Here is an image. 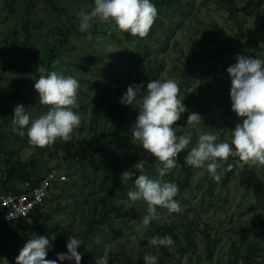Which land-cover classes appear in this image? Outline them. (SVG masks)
I'll return each instance as SVG.
<instances>
[{"label":"rangeland","instance_id":"obj_1","mask_svg":"<svg viewBox=\"0 0 264 264\" xmlns=\"http://www.w3.org/2000/svg\"><path fill=\"white\" fill-rule=\"evenodd\" d=\"M217 1L195 0L193 16L181 20V26L174 32L166 51L160 50L156 40H164L165 30L172 27V13L166 12L164 16H159L166 27L154 22L148 38L153 35L155 39L133 37V42L123 40L121 43L116 41L119 33L113 31L109 34L107 25L93 22L90 29L93 39L88 40L87 33L79 30L78 13L81 10L90 11L94 7V0H43L33 16V27L28 32L29 43L26 44L27 35L23 32L21 15H2L3 6L0 2V96H10L13 108L23 104L30 115V121L48 110V106L39 103V94L34 88L39 76L48 73L40 62L44 58L41 52L45 49L52 27H66L72 23L75 30L70 42L57 57L59 66L53 67L55 70L64 69V75L75 77L80 84L79 107L73 110L81 115L82 122L71 134L72 140L87 141L91 128L95 127L98 131L108 128L113 120V115H110L112 107L117 108L121 104L120 99L130 84L140 83L142 67L158 54L166 61L164 77L178 83V98L182 99L188 109L174 127H186L189 112H196L204 118V124L191 130L190 147L195 145L197 134L202 131L215 133L218 142H227L230 139L229 131L241 122V118L231 108V80L227 68L236 63L237 54L264 59V28L261 26L264 21V0H239L246 31L250 36L244 42H256L255 46L245 48L236 47L234 40L238 39V28L230 21L229 14L218 6ZM142 40L151 45L149 51H146L145 46L137 48ZM109 47L116 52L108 53ZM128 50L132 54L134 52L136 57H131ZM188 68L191 82L185 84L184 73ZM22 77L24 80H21ZM16 82L20 83L18 96L14 94ZM123 106L138 115L134 107ZM93 119H97V122H92ZM60 144L61 140L58 139L46 148L33 147L27 135L20 137L13 132L12 125H3L0 119V180L2 174L5 176L4 151L13 153L14 165L17 166L19 162L27 164L34 178L53 169L68 177L64 183H55L46 206L30 219L31 226L43 227L51 233L26 231L16 240L0 238V264H16L20 250L28 239L35 236L50 239L46 258L56 260L59 253L58 240H68L73 235L79 239L86 223L81 212L89 216L91 204L94 201L99 204L100 199L105 197L97 179L111 158L117 159L121 165L125 160L129 165L137 162V157L133 155L125 157L105 148L94 160L84 164L72 163L64 159ZM228 165L227 161L221 164L217 170L218 180L206 168H195L190 189L179 190L174 197L181 210L169 214L167 210L158 209L161 219L152 221L143 230H138V226L146 214V202L127 199L130 190L114 197V201L122 206L121 214L97 222L98 228L107 233L104 236L96 235L101 252L93 253L89 258L91 264H95L102 256H107L108 263L112 264H116L117 258L129 254L139 259L149 254L164 258L166 247L157 251L147 245L149 238L162 237L156 229L157 225L173 226L175 232L185 240L187 232L192 233L196 247L191 252L192 258L187 261L192 264H230L236 255L234 244L241 247V254L245 256L249 249L239 241L241 236L245 239L249 235L247 239L253 241L256 232L264 231V167L255 168L242 163L233 179L225 186ZM134 172L138 173L135 169ZM144 174L150 179L175 182L178 186L186 176L181 166L172 169L164 177L159 176L156 167H145ZM88 176L94 178L97 185L93 194L88 187ZM210 181L214 183L211 195L208 194ZM14 185L18 190L24 189L19 182ZM106 202L111 203L108 199ZM108 220L112 226L110 231L105 226ZM209 241L213 250L212 263L207 261L206 254ZM166 250L173 256L172 260L182 259L181 250L176 244ZM259 260H264V257Z\"/></svg>","mask_w":264,"mask_h":264},{"label":"clouds","instance_id":"obj_2","mask_svg":"<svg viewBox=\"0 0 264 264\" xmlns=\"http://www.w3.org/2000/svg\"><path fill=\"white\" fill-rule=\"evenodd\" d=\"M158 10L152 0H94L90 11L81 10L78 13L79 30L87 33L86 39L92 40L90 31L93 22L108 26V32L129 33L133 37L144 39L148 36ZM116 52L111 47L108 53ZM236 63L227 68L230 76L231 108L241 118L234 129L230 130L227 142H218V136L209 131L198 132L194 146L192 129L204 124V118L196 112H189L186 127H174L181 115L188 111L178 98L180 89L173 79L151 80L146 85L143 82L130 84L120 99L125 106H132L138 111L135 123L131 127L132 143L142 146L158 161L156 166L160 177L167 175L178 167V155L189 149L185 163L193 168H206L214 179H219L217 170L229 157L238 158L237 163L250 167H264V59L237 54ZM59 60L53 62V67L59 66ZM64 69L52 70L46 75H40L34 88L38 92L39 103L48 106V110L38 118L30 121V115L23 104H17L12 118L13 132L29 138L33 147L46 148L58 139L67 143L72 133L81 122V115L74 111L79 107L78 90L80 84L71 75H64ZM133 168L140 175L135 179L137 190L129 191L127 199L132 202H146V214L142 217L138 230L148 227L152 221H159L161 213L158 209L167 210L169 214L178 213L180 205L174 199L179 192L175 182L162 179H150L144 174V161L140 160ZM131 170L122 173L123 184L132 180ZM82 240L74 235L67 241V253H58L56 260L47 259L50 239L45 236H35L27 240L16 264H57V260H74L81 264L82 254L77 251ZM151 248H172L175 241L171 236H153L148 239ZM144 264H158L156 255H145ZM185 256L182 264H187ZM95 264H108V257L102 256Z\"/></svg>","mask_w":264,"mask_h":264},{"label":"trees","instance_id":"obj_3","mask_svg":"<svg viewBox=\"0 0 264 264\" xmlns=\"http://www.w3.org/2000/svg\"><path fill=\"white\" fill-rule=\"evenodd\" d=\"M43 0H0L3 6L2 15H9L11 17H16L21 15V23L23 25V32L26 33V44L29 43L28 32L30 33L33 16L38 11L39 4ZM218 6H220L224 11L229 14L230 21H232L235 26L238 28V39L234 40V43L237 48H245V47H253L255 46V40L251 42V44H245L244 40L249 36L246 31V21L242 16V11L240 9V1L239 0H218ZM152 3L156 6L158 10L157 18L155 19V23L161 25L162 27H166L165 22L159 17L164 16L166 12L172 13V27L170 29L165 30L164 40H156V42L160 45V50H168L170 45V40L175 31H177L181 26V20H186L193 16V9L195 7V0H152ZM6 13V14H5ZM264 17V16H262ZM264 20V19H262ZM262 28H264V21H262ZM152 29V28H151ZM75 28L74 24H69L66 27H52L50 33L48 34V38L45 43V49L41 52L44 54V58L40 59L42 65L48 70V72L55 70L53 68V62L57 60V57L60 55V51L65 48L69 42L70 38L73 35ZM54 31L52 34L51 32ZM148 36L143 40L155 39L153 35H151L148 39ZM123 40L133 42V36L129 33H123L122 36L119 35V38H116V41H120L123 43ZM140 41L141 44L137 45V48L141 46L144 47L146 51H149L151 45L146 43L145 41ZM119 42V43H120ZM31 45V44H29ZM159 50V51H160ZM128 53L131 54V57H136L135 53L131 50H128ZM166 67V61L164 58L159 57V55H155L153 59H151L147 64L142 67L140 72L141 82L146 85L151 80H161L162 82L167 80L163 72ZM186 77L185 84H189L190 80V69H186L184 73ZM24 80V77L21 78ZM14 94L18 96L20 92V83H14ZM14 114V108L10 103V96H0V119L3 121V125L10 126L12 125L11 121ZM207 115V111H205ZM110 115H113V120L111 125L108 128H104L102 131H98L95 127L91 128L90 136L87 141L80 140H70L65 143L61 140V144L59 148L64 152V159L78 164H84L88 161L94 160L101 155V152L105 148H110L111 150L116 151L117 153L128 157L129 155H133L137 157V162L140 160L144 161V165L146 168L156 167L158 164L157 159L147 151H145L142 146L138 144L132 143L131 136V127L134 124V120L137 117V113L135 111H131L129 107H124L120 104L117 108L112 107ZM92 122H97V119H93ZM13 126V125H12ZM189 149L182 151L177 158V163L181 166L183 172L185 173L184 180L180 183L179 190L186 191L190 189L191 181L194 176L193 167L187 165L185 163V157L187 155ZM3 155L5 157L4 167H5V176L2 174V179L0 180V194H21L25 192H29V190H18L15 182L21 183L23 186L25 183L29 182L32 189L35 186H38L43 178L48 174L49 170L46 174H42L39 178H34L35 175L32 173L33 171H28V165L22 164L21 162L14 165L13 161V153L10 151H4ZM1 156V155H0ZM238 158L229 157L227 162L228 172L227 176L224 180V185L227 186L229 182L233 179L238 169V166L241 163H237L236 160ZM136 162V163H137ZM136 163L128 164L126 160L119 164L117 159L111 158L107 168L102 171V174L99 176L97 180H99V185L101 191L105 192V197L100 199V203L98 204L94 201L93 205L91 204L90 209L88 211L89 216H86L85 212H81L83 219L85 220V228L81 233V237L79 240L83 242L79 245L77 251L82 254L81 264H91L89 258L92 257L95 252L98 254L101 252L99 247V243L96 240V235L101 234L102 236L106 235V231L98 228L97 222H103L108 219L110 216H114V214H121L122 206H119L118 202L114 201V197L122 195V193L126 191H132L135 189V179L138 178L140 173L134 174L132 180H129L127 183L123 184L121 182L122 173L128 170L134 172L133 166ZM94 178L90 176L87 177V181L89 182V190L91 194L96 192V183ZM64 183V182H63ZM214 183L210 181V187L208 194L211 195V189ZM97 196V195H96ZM110 200L111 203L108 204L106 200ZM97 203V205H96ZM118 203V204H117ZM101 207V208H100ZM41 209H39L40 211ZM38 211V212H39ZM129 213V211H126ZM51 220V218H50ZM106 227L112 230V226L108 220ZM156 229L161 233V236L169 235L175 241V244L180 248L182 253V259L172 260L173 256L168 253V250L165 251V257H158V264H182V261L185 256L188 257V261L192 258L191 252L196 247L195 240L193 238L192 233L190 231L187 232L186 240L183 239L175 232V228L170 225H157ZM26 231H35L39 233H51L50 230H47L43 227H34L31 226L30 220H19L17 222H10L5 224L0 229V238L1 239H18L23 232ZM58 231V230H57ZM105 231V232H104ZM257 242L254 240L247 239L249 235L243 239L242 236L239 239L243 244V247L248 248V253L243 256L241 254V247H237L234 244L233 251L236 252L235 257H233L230 264H264V260H259L264 257V231H258L255 233ZM68 240L59 239L57 242L59 253H67L68 249L66 247ZM212 245L209 241L207 243V261L212 263ZM58 264H75L74 260H65L63 262L57 260ZM108 264H112L109 262ZM116 264H144L143 257L141 259L138 256L134 255H125L123 257H119L116 260ZM187 264H192L191 262H187Z\"/></svg>","mask_w":264,"mask_h":264},{"label":"built area","instance_id":"obj_4","mask_svg":"<svg viewBox=\"0 0 264 264\" xmlns=\"http://www.w3.org/2000/svg\"><path fill=\"white\" fill-rule=\"evenodd\" d=\"M67 178L66 175L53 169L33 189L29 182L25 183L23 190H29V192L0 194V229L10 222L30 220L39 209L46 206L55 183L65 182Z\"/></svg>","mask_w":264,"mask_h":264}]
</instances>
